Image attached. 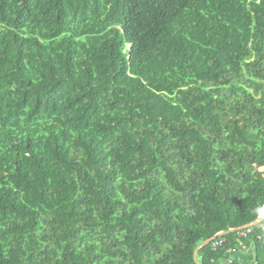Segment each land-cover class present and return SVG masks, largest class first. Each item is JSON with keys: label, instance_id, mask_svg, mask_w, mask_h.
Returning a JSON list of instances; mask_svg holds the SVG:
<instances>
[{"label": "trees", "instance_id": "obj_1", "mask_svg": "<svg viewBox=\"0 0 264 264\" xmlns=\"http://www.w3.org/2000/svg\"><path fill=\"white\" fill-rule=\"evenodd\" d=\"M263 207L264 0H0V264H196Z\"/></svg>", "mask_w": 264, "mask_h": 264}, {"label": "built area", "instance_id": "obj_2", "mask_svg": "<svg viewBox=\"0 0 264 264\" xmlns=\"http://www.w3.org/2000/svg\"><path fill=\"white\" fill-rule=\"evenodd\" d=\"M237 238H238V246L242 251L247 249L245 242L250 238H254L257 241H264V222L256 227L246 228L244 230L237 231ZM224 244H225V240L219 238L211 242V247L213 250H216L218 248H222ZM227 251H228L227 253H232L233 249L230 248ZM228 263L230 264L231 260H229Z\"/></svg>", "mask_w": 264, "mask_h": 264}, {"label": "water", "instance_id": "obj_3", "mask_svg": "<svg viewBox=\"0 0 264 264\" xmlns=\"http://www.w3.org/2000/svg\"><path fill=\"white\" fill-rule=\"evenodd\" d=\"M263 222H264V212H261L260 216L258 217V219H257L255 222H253V223H251V224H249V225H247V226H244V227H242V228H239V229H232V230H230L229 232H221V233L217 234L216 236H214L213 238H211V239H209V240H206V241L202 242L200 245H198V246L195 248L194 255H193V258H194L195 263H196V264H200L199 261H198V259H197V253H198V251H199L201 248H203V247L209 245L212 241H214V240L217 239L218 237L225 236V235H227V234H229V233H235V232H237V231H241V230H244V229H246V228L256 227V226L262 224Z\"/></svg>", "mask_w": 264, "mask_h": 264}, {"label": "bare ground", "instance_id": "obj_4", "mask_svg": "<svg viewBox=\"0 0 264 264\" xmlns=\"http://www.w3.org/2000/svg\"><path fill=\"white\" fill-rule=\"evenodd\" d=\"M262 212H264V207H263V209H262Z\"/></svg>", "mask_w": 264, "mask_h": 264}, {"label": "crops", "instance_id": "obj_5", "mask_svg": "<svg viewBox=\"0 0 264 264\" xmlns=\"http://www.w3.org/2000/svg\"><path fill=\"white\" fill-rule=\"evenodd\" d=\"M262 212V211H261Z\"/></svg>", "mask_w": 264, "mask_h": 264}]
</instances>
